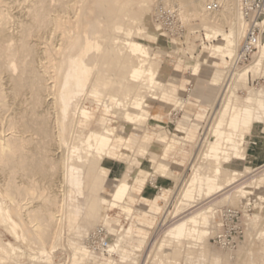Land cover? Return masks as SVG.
<instances>
[{
  "label": "bare ground",
  "instance_id": "1",
  "mask_svg": "<svg viewBox=\"0 0 264 264\" xmlns=\"http://www.w3.org/2000/svg\"><path fill=\"white\" fill-rule=\"evenodd\" d=\"M21 1L30 2V6L25 10L26 15L29 16L27 20H30V23H27L29 22L27 20V22H25L24 17L23 20L21 18L19 19L18 17L20 16L17 17L16 21H13L11 19L13 15L10 17L9 11L8 14L5 13L6 11L4 12L0 9V109L2 110V112H0V185L5 187L4 189L0 187V226L5 227V230L14 241H7L0 238V264H8L6 262L7 260L14 262L15 260H19L22 258L24 250L26 249L28 251V249H30L31 243L27 244L30 229H24L29 227L28 225L30 222H28L29 224H24L27 226H22V221H19V219L22 218H19V216H22V213L27 215L25 219H27L31 213L38 214L36 218L39 220V223L33 224H35L38 229V233H36V230L35 233L40 235V238H38L40 242L37 239L39 246H37V251H35V255L32 259L37 261L38 264H53L52 258H54V251H56L58 242L61 240V238L59 240V233H61V231L57 233L56 231L58 230L54 228L58 220H56V218L60 216H56L57 211L55 212V209L52 211V209L57 208V210H59L58 208H62L64 203L58 207L59 201H55V194L52 195L51 193L48 195L47 192H42L41 197L45 201V205H43V201H40L43 206L36 205L33 208V205H31V209L23 207L25 206L23 204L26 202L24 203L21 197L25 196L27 199L28 195L31 194H28L29 190H27L26 186L35 188V183L39 180L45 181L48 184V191L51 188V184L53 187L58 181L64 185L65 195L63 199L68 202V204H65L72 208L71 211L73 210L78 213L82 210L80 208L83 207L78 208L76 204L73 206L69 203L73 198V194L77 196L82 195L84 190H86L85 186H88L89 189L87 188V190H89V192L86 193L88 196H86V194L83 195L85 199L89 197L87 199L88 201L92 198V201H89L91 204L88 202V210L84 207L87 210L86 213H84L90 216H94V213H98L99 215L97 214V218L99 223L106 226L107 230L112 232L116 237L115 241L109 245L108 257H106V255L98 256V259H101L99 264H113L115 259L112 258L113 255H117L121 263L130 261V264H138L139 256L136 255L135 251L139 252L142 249L143 245L141 242L130 244L127 242L126 234L122 232L125 230L114 229L107 225L108 216L106 211L109 208H117L122 212L129 210V206L126 210H123L121 205L124 201L129 202V199H132L128 196L129 193H132V186L134 188L136 183L143 184L142 180L132 183L133 171L138 167H134L135 160H129L127 157L121 158V156L116 157L111 152L113 147L121 151L123 149L128 152L131 151L133 149L131 136L122 131H118L117 133L115 131L116 129L109 125L108 122H110L114 116L130 122L132 118L127 116V114L128 111L130 112V110H132L136 116V119H134L135 122L142 123L144 119L150 117L146 109L148 104L145 103L147 98V94L145 95L146 91L151 92L154 91V89H156V91L159 89L163 96H175V94L173 93V82L166 81L162 76H159V71L153 67L155 64L151 60L149 49L146 47V43L149 44L157 40V34L161 32L160 28L148 23L144 28L145 30H149L148 34L146 36L143 35L144 38L141 35L142 38L140 37L138 40L134 38L141 34L140 28L136 29L137 27H134L136 30H133L134 28L132 30L123 29L121 32L130 36L131 40L122 39L123 42L120 41L122 44L118 41L119 45L114 47V44H116L115 41H117L119 37L117 34L120 32H115L113 26L119 23V25H123V21L125 17L128 16L129 12H131V14H137L136 12H138V10L140 11L142 8L140 6L144 5L142 1L148 4L153 0H141V2H138V0ZM207 1L208 0L173 1V4H176L175 8H177L178 17L180 16L179 18H181L182 21L188 22L189 18H193L201 22L205 40L210 43V45H206L203 39H201L202 42L200 45L205 52L209 53V58L212 56H219L218 65L211 73L201 71L198 63L194 66L193 72L198 74L199 84L202 85L203 88H206L207 84H219V81L222 80V75L225 73L224 70L227 68L226 59L230 58L232 60L239 51L248 29V22L240 15L238 10L239 0H222L221 8L215 12H207L205 10ZM140 3L141 5L139 6ZM147 7L149 8V5H147ZM143 8L146 10L144 9L142 11L147 12L148 8H146V6ZM71 13L72 17L69 16ZM103 15L106 20L105 27H102L104 28L102 32L105 42L104 40L102 41L104 47L102 45V48H100L96 42V35H98L96 23L97 18ZM139 18L142 19V16ZM130 20H132V18ZM148 20L149 16L146 17V21ZM12 23H16L17 28L13 29H16L15 32L11 30ZM191 29L196 30V28ZM33 32L35 33L32 36ZM36 32L38 33L37 36ZM30 37H35V39H31ZM99 37L100 36H98V38ZM113 39L115 40L111 43ZM168 43L171 45L170 41ZM189 45L190 46H187L186 49L182 47L176 49L179 51L181 49L183 53L187 52L192 55L196 46H193V44ZM251 58L252 61L249 62L248 65L238 69L233 75H229L230 78L226 85H224L222 89L219 88L222 92L218 94V90H214L213 87H210L208 96L203 97L208 99V97L212 98L217 94L219 100L215 107V103L213 102L214 113H216L220 119H224L225 116H228L229 120L227 127L231 129L233 135L230 137L225 136L214 143L207 144L205 152L203 153V160H209L210 158V160L214 161L212 177L209 178V176L204 173L205 168L193 162V165H191V174L188 179L183 186L182 184L178 185L176 187L177 191L174 193V196H177L176 200L178 204L181 206L185 205V203H182L183 200L188 203L192 200L193 192L199 184L200 179H209L210 182H216L200 188L203 195L207 198L223 192L226 187L233 186L238 181L237 172L231 169L232 160L233 157L235 160H238L237 158L240 159L239 154L241 155V147L245 144L246 136L249 134L254 120H261L262 116H260L259 111H262L263 115L264 86L262 85L257 89L250 88L242 103H238V99H234L233 101L238 104L233 106H229V104L222 105V100H224V98L226 99L228 93L234 92L235 89L246 88L248 81L259 74L261 70L260 65L264 60L263 41L258 44L257 51ZM208 60L209 64H211L210 59ZM220 64L225 66L224 70L219 68ZM262 76H264V74ZM142 89L146 91L142 92ZM118 90L121 91L120 94ZM154 95L156 94L154 93ZM179 98L175 106L180 105L183 109L186 102ZM86 101L96 103L103 108L104 113L99 116L98 119V121L103 124V128L100 132H97L95 129H88V133L83 138H75L77 141L73 140L74 144L72 143L73 145L70 146L66 136H68L67 131L69 127L75 124L74 119L76 117H95V113L84 106ZM188 104L191 105L189 102ZM200 104L205 105L204 103ZM115 109L125 112L123 114L116 113ZM197 111V118H203L204 114L207 112V110L202 107H199ZM71 112L72 115H70ZM154 117V119H149L160 120L159 115ZM183 118L184 119L180 121L181 125L189 121L187 115H184ZM30 120L32 123H30ZM74 129H76L77 133H81L84 130L82 127H76ZM180 129L185 128L180 126ZM54 131H56L57 136ZM218 131L220 134L222 133L221 129H218ZM54 135L56 138L52 141L51 139ZM148 139L149 138H146L145 142H148ZM251 140L254 144L258 143L259 145H263L260 139L258 140L252 137ZM139 144L142 143L139 142ZM143 145L144 143L142 146H139V149L142 151L147 147V145ZM57 150H62L63 155L60 154L61 156H57L55 153ZM65 150L69 153H65L66 156L64 154ZM101 154L106 156V163H112L111 167L114 168V173L110 176H105L106 164L101 163V161L97 159V156ZM253 156L254 158H258L257 154ZM73 158L76 159L78 163H76ZM159 166L163 170L166 169L164 164H160ZM126 167H128V169H125ZM124 169L129 170L125 171L127 174L130 171L133 172V175L130 173L132 179H130V176L128 177L130 180L124 177V181L127 180V182H123V179H120L122 182L120 181L114 184V180L121 175ZM222 171H224L223 179H221ZM166 172L163 174L165 178L168 176L171 177L170 175H172V173L168 172V170ZM218 177H220V179ZM16 178L19 179L17 180L18 182L15 180ZM128 181L131 182L129 183ZM172 181H174V183L176 182L173 179ZM254 183L255 189L258 190L257 195L260 200L259 202L262 204V207H264V199L260 193L264 189V173L259 176ZM53 189L54 187L52 190ZM163 189L165 188L163 187ZM250 189V186H238L234 193H237L238 196L242 198H246L247 194L250 193ZM137 190L138 192L140 191L138 188ZM105 191L110 193L109 199L104 196ZM147 192L144 193L145 196H147ZM38 196H36L37 199ZM238 196L237 198H239ZM231 197V195H226L213 204L211 203L208 206L204 205L203 208L199 207L200 209L196 212H190V214L184 216L179 222L172 225L170 228L168 227L163 237H168L173 241L176 240L178 243L183 241L187 242L189 240L201 242V248L204 250L201 255L209 259V264H239L230 257L231 249H222L223 252L227 251L225 253L219 252L218 250L216 251L212 248L205 250V248H207V237L210 230L209 226L211 225V228L214 229V222L211 221V219L215 216L214 213L217 205L219 206L222 203L229 202ZM17 198L23 201L22 205L18 203L20 199L18 201ZM6 199L10 201V204H6ZM26 199L24 200L26 201ZM32 199L30 200L32 201ZM16 200L18 202H16ZM31 201L29 202L31 203ZM74 201H76L75 198ZM53 204L57 205L53 207L51 206ZM59 213H61V211ZM95 217L96 215L93 219L96 221L97 218L95 219ZM91 218L92 217H90V219ZM90 219H87L86 222L90 221ZM248 219L250 221L249 224H254L257 218L254 216ZM53 223V229H56V231L50 233ZM50 226L51 228H48ZM45 227H47L48 230L50 229L49 233L46 232L47 229ZM138 228L143 229V225H140ZM32 232L30 231V233ZM45 233H48V238L45 237ZM32 235L33 234H31V236ZM259 235L261 236L262 234ZM163 237L160 239H166ZM85 241L84 239L82 243L73 242L74 249L72 253L67 256L66 262L64 261L65 264H73L76 258H78L79 263L88 264L89 258L95 254H92L91 251L88 250ZM160 243H162V241ZM163 243L160 244L161 249L162 246H165V243ZM185 245L187 247H192L191 244L189 246V242ZM238 247L239 250L236 252L241 254L242 250L244 251L245 248L242 244H239ZM251 247H253V244H249V246L247 244L246 249L250 250ZM156 248L158 250L159 247L156 246ZM262 250L261 253L263 252ZM17 251L21 255H19ZM192 254L193 253L187 251L185 255L187 261H191L192 258L190 255ZM246 255L252 258L251 255L253 254L248 251ZM249 258L248 264H255L254 261ZM262 259L264 264V252L262 253Z\"/></svg>",
  "mask_w": 264,
  "mask_h": 264
},
{
  "label": "rangeland",
  "instance_id": "2",
  "mask_svg": "<svg viewBox=\"0 0 264 264\" xmlns=\"http://www.w3.org/2000/svg\"><path fill=\"white\" fill-rule=\"evenodd\" d=\"M20 1L21 0H18V1L17 0H0V7H1L0 9H2L4 12L6 11L5 13H8V11H9L10 14L9 13L8 14L10 15V17L13 15L11 18L13 21H16L17 17L20 16V17H18L19 19L21 18L23 20V17H24L25 22L29 21L27 23H30V20H27L29 18V16L26 15V11H25L28 9L27 7L30 6L29 5L30 2L29 1H27V2L21 1L20 2ZM173 1L174 0H166V1L165 0H153L152 2H149L150 4L149 3L147 4V2L142 1V3H144L146 8H148L147 5H149L147 12L142 11L145 9V8H143L145 6L144 5L140 6L141 5V3H140L139 6L142 7L143 9L141 8L140 11L138 10V12H136L137 14L132 13L133 15L131 14V12H129L128 16H126L125 20L123 21L124 23L122 22L123 25H119L120 24L119 23V24H115L113 26V30L115 32H120L119 34H117L119 37L117 38L118 40L115 41L116 44H114V47L118 46L120 41L123 42L122 39L131 40L130 36L121 32L123 29H131L132 30L134 27H137L136 29L140 28L139 30H141V34L137 35V37L134 38L135 40H138V38H140V37L142 38L143 35L146 36L148 34L149 30L144 29L145 25H147L148 23H150L152 26L156 25L160 28L161 32L159 34H157V40H155L156 42L153 41L149 44L146 43V47L149 49V52L151 54V60L155 64L153 67L159 71V76H162L166 81H172L173 82V85H174L173 93L175 94V96H171V95L163 96L162 92L159 89H157V91H156V89H154V91H151V92L142 89L141 90L142 92H145V91L147 92V93L145 92V95L147 94V98H146L145 103L148 104L146 109H147L148 114L150 116L149 118L154 119L155 118L154 116L159 115L160 120H150L149 118H146L142 121V123H137L134 120V119H136L135 113H133V111L130 110V112L128 111V114H127V116L132 118L130 120V122L128 121L129 123L126 120L119 118V117L116 118L115 116L110 122H108L109 125H111L112 127H114L116 129L115 131L117 133H118V131H122L125 134L131 136L132 142H133L132 143L133 149L129 152L125 151L124 149L121 151L115 147H113L111 149V152L116 157L121 156V158L127 157V158H129V160H133V161L135 160L134 161V163H135L134 167L138 166L133 171L134 175H133L132 171H130L127 174V172H125V171H129L130 168H129V170H125V169H128V167H126L122 171L121 175L116 180H114V184L115 183L117 184L120 181L122 182V180H120V179H123V182H127V180L132 179V175H133L132 183L137 182L138 180H142L143 184L136 183L134 185V188L132 186L131 187L132 193L128 194L129 198H132V199L131 200L129 199V202L124 201L123 204L121 205L123 210H126L127 207L129 206V210L122 212L121 210H119L117 208H115V209L109 208L106 211V214L108 216L107 225L113 227L114 229L117 228L120 230H125L122 232L126 234L128 243L134 244L135 242H141V244L143 245L142 249L140 250L141 252L135 251L136 255L139 256L138 264H145V262H146V264H203V263L209 264V262H208L209 259H206L207 257L201 255V253L204 251L201 248V242H199V241L195 242L193 240H191V241L189 240L187 242L186 241L180 242L181 243L180 244L176 240L173 241L168 237H163V235L165 234V231L168 229V227L170 228L172 225L179 222V220H181L187 214H190V212H192V211L196 212L200 208H203L204 205L208 206L211 203L213 204L216 201H219L220 198L225 197L226 195H228V196L231 195L232 197H231L229 202L222 203L219 206L217 205V208L215 210V213H216V211L222 207H226V206L227 207H235L240 211V213L242 215L241 222L239 224V227H240L239 229L241 231L242 237L240 239L239 244H242V246L245 248V250L244 251L242 250L241 254H238L236 252L237 250H239V247H238L239 245H238L235 249H232V251L230 253V257L232 258L233 261L236 260L235 262H238L239 264H248L249 263L248 258L250 256L246 255V252L249 251V253L252 252V254H253V255H251L252 258H249V259L253 260L255 264H263L262 253L264 252V250H262V249H264V207H262V204L259 202L260 200H259L258 195H257L258 190L255 189V186H254V184H255L254 181L264 173V166H262V165H264V116H263L264 113L262 115V111H259L260 116H262L261 117L262 121L261 120H259V121L254 120L251 130H250L249 134L246 136L245 144H244V146L241 147V155L243 157L240 154H239L240 159L237 158L238 160H235V158L233 157L231 169L235 170L238 174L237 175V179H238L237 183H235L233 186H229L228 188L226 187V189L223 190V192H220L214 196H209L207 198L203 195L200 188H203L207 184H210V183L214 184L216 182H210L209 179L208 180L200 179L199 184L196 186V188L193 192L192 200L189 203L183 200L182 203H185V205H182V206L178 204V202L176 200L177 196L176 197L174 196V193L177 191L176 187L180 184H182V186H183L184 183L186 182V180L188 179L189 175L191 174V165H193V162H195L196 165L198 164V165H201L203 168H205L204 173L207 174L209 176V178L213 176L214 161L210 160V158H209V160H205V159L203 160V153L205 152L206 146L208 143H214L218 139H221L225 136L230 137L233 135V133H232L231 129H229L227 127V123L229 120L228 116H225L224 119H220L219 116L216 113H214V107L218 103V100H219L217 97V94L212 98L208 97V99L203 98V97L208 96V92L210 90V87L211 88L213 87L214 90H218V94H219V92H222V90H220V89H222L224 87V85H226L231 74L233 75L237 70L234 71V66L231 64V59L227 58L226 59L227 60V66H226L227 68L226 69H225V66H223L222 64L219 65L220 69H223V70L225 69L224 70L225 73L222 75V80L219 81V84L218 83L215 85L207 84L206 88H203V86L199 84L198 74H195L193 72L194 66L198 63L201 71L211 73L215 70V68L218 65L219 56H212L209 58V53L205 52L203 50L202 46L200 45L202 42L201 39H203L204 42H206L205 43L206 45H208V46L210 45V43H208L205 40L204 31L201 28V22H199V20H195L193 18H191V19L189 18L188 22L182 21V19L179 18L180 16L178 17V15H179L177 13L178 11H177V8H175L176 4L175 3L173 4ZM1 2H3L4 4ZM138 2H141V0H138ZM140 7H139V9H140ZM21 11H22V13H21ZM23 13H25V14H23ZM140 15L142 16V19L139 18V17H141ZM69 16L72 17V13ZM136 16H138V17H136ZM147 16H149L148 21H146ZM25 17H27V18H25ZM103 17H104V15L98 17L97 23H96L97 24L96 31L98 32V35H96L97 36L96 42L100 48H102V45L104 47V43H102V41L104 40V42H105V39L103 37V32H102V30L104 28H102V27H105L106 20L104 17V20H105L104 21ZM127 17H128V20L130 22L127 20ZM131 18H132V20H130ZM133 18H134V20H133ZM13 24L14 23H12L11 30H13L14 28H17L16 23L14 24L15 26ZM100 24H101V26H100ZM191 28H194V29L196 28V30H193ZM136 29L134 28L133 30H136ZM198 29H199V31H198ZM13 31L15 32L16 29ZM34 33L35 32L32 33V36L34 35ZM101 33H102V35H101ZM37 34L38 33L36 32V36H37ZM98 36H100V37L98 38ZM144 36H143V38H144ZM31 39H35V37L31 38ZM114 40L115 39H113L111 41V43ZM169 41H170L171 45H169V43H168ZM185 41H187V42H185ZM122 42H120V43L122 44ZM185 43H187L188 45ZM121 44H120V46H121ZM189 44H193V46H196V49L194 50V53L192 55L187 53V52L183 53L181 49H180V51L178 49H176L178 47H182L183 49H186L187 46H190ZM208 59H210L211 64H209ZM134 60H136V59H134ZM251 61H252V58L249 62H251ZM249 62L245 63V65L241 66V68L248 65ZM260 66H261V70H260L259 74L255 78H251L248 81L246 88H237L234 90V92H232L230 94L228 93V97L226 99L224 98V100H222V105L229 104V106H233V105H236L238 103H242L245 95L250 90V88L251 89H253V88L257 89L262 85L264 86V76H262L264 74V60ZM118 92H119V94L121 93V91H119V90H118ZM154 93L156 95H154ZM214 93H215V91H214ZM153 97H155V98H153ZM178 98L181 100H184L186 102L185 107H183V109L180 105L175 106V104H177ZM234 99H238V103L233 101ZM188 102L191 105H189ZM213 102L215 103L214 107H213ZM200 103H204L205 105H202ZM84 106L86 108L92 110L95 113V117H93V118L76 117L74 119L75 124L73 126L69 127V129L67 131L68 136H66L67 142L70 146L74 144V141H77V140H75V138H80V139L83 138L88 133V131H87L88 129H95L97 132H100L103 128V124L98 121L99 116L103 115V113H104L103 108L98 106L96 103H90V101H86L84 103ZM199 107L205 108L207 110V112L204 114L203 118H197L196 117L197 112H198L197 110ZM115 111H116V113H121V114H123L125 112V111L118 110V109H115ZM0 112H2L1 109H0ZM70 115H72V112L70 113ZM184 115L188 116L189 121H187L185 124L181 125L180 121L184 119L183 118ZM161 116H163V117L161 118ZM70 117H73V116H70ZM158 121H160V122H158ZM30 123H32L31 120H30ZM180 126H183L185 129H180ZM76 127H80V128L82 127L84 129L83 132L77 133L76 129H74ZM218 129L222 130L221 134L219 133ZM79 130H81V129H79ZM54 132H55V135L57 136L56 131H54ZM55 135H54V137H52V139H51L52 141L55 140V138H56ZM252 137L257 138L258 140L260 139V141L262 142L263 145H259L258 143H256V144L252 143V140H251ZM135 138H137V139H135ZM146 138H149L148 142H145ZM164 138H166V139H164ZM133 139L135 140V142ZM162 139H164V140H162ZM139 142L142 144L144 143L143 146L147 145V147H145V149L143 151L139 149L140 148L139 146H142V144H139ZM133 144H134V146H133ZM173 149H175V150H173ZM137 150H138V152H137ZM167 152H168V155L166 158ZM55 153L57 156L60 154L63 155L62 150H57ZM65 153L69 154V153H67L66 150H65L64 154ZM66 154H65V156H66ZM254 154H257L258 158H254V156H253ZM97 159H99L101 161V163L106 164V175L105 176H110L114 173V168L111 167L112 163H106L107 158L105 155H103V154L98 155ZM74 161L76 163H78L76 159H74ZM137 163H138V165H137ZM160 164H164L166 169H164V170L161 169L159 166ZM167 170H168V172H171L172 175H170L171 177L168 176L165 178V176L163 174ZM135 172H136V174H135ZM157 172H159L160 175ZM130 173H132V175ZM223 175H224V171H222V173H221V179H223ZM129 176L131 177L130 179L128 178ZM124 177H127L128 179L126 181H124ZM218 178L220 179V177H218ZM172 179L176 181L175 182L176 184L174 183V181H172ZM1 180H3V179H1ZM15 180L17 181L19 179L16 178ZM58 182L55 183L56 185L53 183L55 185V186H53L54 187L53 190H52L53 187L51 184V186H50L51 188L48 191L49 186L45 181H40V180L36 181L35 188L26 186L27 190L30 191V192L28 191V194L31 193L30 195H28L27 199L23 195H22L23 197L20 196L22 198V200L24 201V203L25 202L26 203L23 204V201L20 198L19 199L22 203L19 201L18 198L17 199L19 202L17 200H16V202H18L20 205L23 204V205H25L23 207L30 208V209L32 207L31 205H33V208L36 205L37 206H43L46 203L44 204L45 201L41 197V193L47 192L48 195L51 193H52V195L55 194L56 195L54 197L55 201H57V202L59 201L58 205L53 204L51 206L54 207V205H57L59 207V205L64 203L62 208H58L59 210H57V208L52 209V211H54V209H55V212L57 211L56 216H60V217L56 218V220L58 219L56 221L57 224L55 223V225H54V223H53L52 228H51V226L48 228H51V230H52L51 231L49 229L50 233L53 231L55 232L56 229L58 230V231H56L57 233L61 231V233H59V236H60L59 240H60V238H61V240L58 242V246L56 248V251H54V258H52V263L53 264H65V262H66L65 260H66L67 256L69 254H71L72 250L74 249L73 242L74 243L75 242L82 243L84 239L86 240L92 234V232H94L96 230L101 231V237L106 238L108 241H110V243H113L115 241L116 237L112 232H109L107 230L106 226L99 223L98 218H97L99 214L97 212L96 213L98 215L95 213L93 215L94 216L96 215L95 219L97 218L96 221H98V222H96L93 219L94 216H90L88 214H87L88 215L87 216L85 214L89 208L88 202L92 201V198H90V200L88 201L87 199L89 197H86V199H85V196H84L87 192H89V190H87L88 186H85L86 190H84V192H83L84 195L82 194V195L77 196V195L73 194L74 196L72 195L73 198H72L71 202L69 203V204H72L73 206L76 204V206L78 208L83 207V208H80L82 210L80 211L81 213L79 212L80 213L79 214L78 212H75L73 210L71 211L72 208H70V207H68V205H66V204H68V202H66L65 199H63V197L65 195V191L63 188L64 185H62L60 182L59 183ZM3 184H4V182H3ZM244 185L251 187L250 193L247 194L246 198H242V197L238 196L237 193H234L237 190L238 186H244ZM0 187H2V185H0ZM163 187L165 189H163ZM4 188L5 187L3 186L2 189H4ZM137 188L140 189L139 192H138ZM54 190H56V191H54ZM32 191H33V193H32ZM52 191L55 193H53ZM145 192H147V196L144 195ZM56 193H58V194H56ZM260 193L262 195V198L264 199V189ZM234 194H236L239 198H237V196ZM109 195H110L109 192H106V191L104 192V196L107 197V199H109ZM36 196H38L39 200L37 199ZM86 196H88V195L86 194ZM32 197H33V199H32ZM74 198L76 201H74ZM24 199H26V201ZM28 199H29V201H31L30 199H32L31 203L28 201ZM60 199H61L62 203L60 202ZM8 201L9 200L6 199V204H8V203L10 204V201L9 202ZM33 201H34V203H33ZM37 201H39V202L43 201V205H41V202L39 205V202H37ZM86 202H87V204H86ZM27 203H29V204H27ZM80 204H81V206H80ZM143 204H146V205H143ZM26 205H28V206H26ZM57 206H55V207H57ZM84 207H86L87 210ZM68 209H69V211H68ZM58 211L59 212L61 211V213H59ZM23 214L24 213L21 214L22 216H19V218L22 217L21 219H19L20 222L22 221L21 222L22 226L26 223L29 224L28 222H30V224L28 225L29 227H26L24 229H27V228H28V230L30 229L29 233H30V231L31 232L34 231V232L30 233V235L28 233V239L29 240H27V244L31 243L32 245L30 244V249L27 248L28 251L26 249L24 250V253H23L21 259H19L17 261L15 260L16 263L14 261L9 260L10 261L9 262L7 260L6 262L8 264H13V262H14V264H38L37 261L32 259V257L35 255V251H37V248H38L37 246H39L38 243L40 242V240L38 239V238H40V235L36 234V233H38V229L35 225V224H37V222L39 223V220L36 218L38 214H36V213L32 214L31 213L32 216H31V214H29L27 219H25L27 217V215H25V214L23 215ZM254 216H256V218H257L256 221L254 222V224H249L250 221L248 218H250V217L253 218ZM70 217H71V219H70ZM90 217H92V218L90 219ZM35 218L37 221L35 220ZM87 219L88 220L90 219V221L86 222ZM32 221H34V222H32ZM211 221H213V222L216 221V216H214V218L212 217ZM90 222L93 224H91ZM33 223H35V224H33ZM211 224H212V222H211ZM34 225H35V227H34ZM53 225H54V228H56L55 230L53 229ZM140 225H143V229L138 228V227H140ZM24 226H27V225H24ZM121 227H122V229H121ZM209 227H210V230H209V235L207 237V248H205V250L206 249L209 250L212 248V249H214L216 251L218 250L219 252H222V253L227 252V251L223 252L222 248L216 246L213 243L212 238H213L215 229L211 228V225ZM45 228L47 229L46 232L49 233L48 228L47 227H45ZM48 233H45L46 238L49 237ZM73 233H75V234H73ZM31 234H33V235L31 236ZM259 234H262V235L260 236ZM35 235H37L38 237ZM33 236H35V237H33ZM162 237L166 238V239H163L165 241L160 239ZM0 238L3 240H7V241L11 240L12 242H14L13 239L11 238V236L5 230V227H2V226H0ZM37 239L39 240V242L37 241ZM161 241H162V243L163 242L165 243V246L164 247L162 246V249L160 248V244H162V243H160ZM166 241H168V242H166ZM188 242H189V246L191 244L192 247L191 246L187 247L185 245ZM247 244H248V246H249V244H253V247H251V249L248 250V249H246ZM156 246L159 247L158 250H157ZM252 248H253V250H252ZM167 249H169V250H167ZM162 250H163V252H162ZM223 250H225V249H223ZM261 250L263 251L262 253H261ZM187 251L193 253L192 255H190V257L192 258L191 261H187L185 258ZM17 253L19 255H21L18 251H17ZM25 253H27V254H25ZM106 257H108V255ZM112 258L113 259L115 258L113 264H130V261H128L126 263H121L119 261V258L117 255H113ZM197 258H198V260H197ZM200 259H201V263H200ZM100 262H101V259H98V256L92 255L89 258L87 263L88 264H99ZM73 264H81V263H79L78 258H76V260L74 261Z\"/></svg>",
  "mask_w": 264,
  "mask_h": 264
},
{
  "label": "built area",
  "instance_id": "3",
  "mask_svg": "<svg viewBox=\"0 0 264 264\" xmlns=\"http://www.w3.org/2000/svg\"><path fill=\"white\" fill-rule=\"evenodd\" d=\"M222 0H208L205 6L207 12L218 11ZM240 15L248 22V29L239 51L232 58L234 71L249 62L257 51V46L264 41V0H239ZM214 221L213 243L222 249H235L242 237L239 224L242 215L235 207H222L216 213ZM85 245L92 254L108 255L110 241L101 237V231L96 230L86 239Z\"/></svg>",
  "mask_w": 264,
  "mask_h": 264
},
{
  "label": "crops",
  "instance_id": "4",
  "mask_svg": "<svg viewBox=\"0 0 264 264\" xmlns=\"http://www.w3.org/2000/svg\"><path fill=\"white\" fill-rule=\"evenodd\" d=\"M160 114V113H159ZM162 115V114H161ZM163 116H161V118H162ZM178 132V131H177ZM149 135V134H148ZM150 136V135H149ZM164 139H166V138H164ZM164 139H162V140H164ZM164 143V142H163ZM173 150H175V149H173ZM167 155H168V152H167V154H166V158H167Z\"/></svg>",
  "mask_w": 264,
  "mask_h": 264
}]
</instances>
